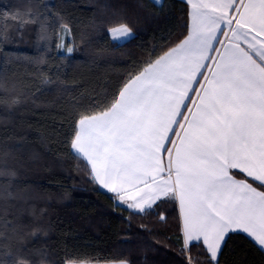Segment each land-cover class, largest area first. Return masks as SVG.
<instances>
[{
    "label": "snow or ice",
    "instance_id": "snow-or-ice-1",
    "mask_svg": "<svg viewBox=\"0 0 264 264\" xmlns=\"http://www.w3.org/2000/svg\"><path fill=\"white\" fill-rule=\"evenodd\" d=\"M186 3L188 21L180 35L131 69L114 92L77 110L68 144L117 207L155 213L163 222L157 209L173 204L188 264H219L234 235L245 234L264 251V0ZM3 15L21 27L36 20L31 12ZM101 23L114 43L134 35L127 19L115 14ZM60 28L70 33L67 24ZM56 36V48L70 56L73 47L61 33ZM48 38L41 25V39ZM15 175L0 169V177ZM18 198L11 187L0 191L4 205ZM4 227L20 240L8 264H49L43 253L33 257L12 221ZM190 244L203 249V261L188 257ZM92 261L129 264L87 254H67L61 264Z\"/></svg>",
    "mask_w": 264,
    "mask_h": 264
},
{
    "label": "trees",
    "instance_id": "trees-1",
    "mask_svg": "<svg viewBox=\"0 0 264 264\" xmlns=\"http://www.w3.org/2000/svg\"><path fill=\"white\" fill-rule=\"evenodd\" d=\"M31 12L22 27L4 13ZM184 0H0V191L19 197L0 202V262L8 264L20 240L4 227L20 229L34 258L61 264L67 254L120 257L129 264H188L182 254L179 213L161 204L155 213L135 215L117 207L112 194L89 179L83 161L71 155L68 140L77 110L103 100L126 74L154 50L175 40L188 21ZM127 19L134 35L114 43L101 21ZM67 24L70 33L61 32ZM41 25L48 39H41ZM73 47L56 48V33ZM71 40V44L68 41ZM43 58L44 63H38ZM47 77L54 83H43ZM11 98L19 100L11 104ZM7 207V213L3 209ZM143 226V227H142ZM35 231V235H28ZM6 237V238H5ZM188 257L203 261V249L189 245ZM219 264H264V251L245 234L232 236ZM91 263H95L92 261Z\"/></svg>",
    "mask_w": 264,
    "mask_h": 264
},
{
    "label": "crops",
    "instance_id": "crops-1",
    "mask_svg": "<svg viewBox=\"0 0 264 264\" xmlns=\"http://www.w3.org/2000/svg\"><path fill=\"white\" fill-rule=\"evenodd\" d=\"M185 2H186V0H184ZM190 7V6H189ZM121 42H125V41H120V42H118V43H121ZM105 190V189H104ZM107 191V190H106ZM91 264H95V263H91Z\"/></svg>",
    "mask_w": 264,
    "mask_h": 264
},
{
    "label": "rangeland",
    "instance_id": "rangeland-1",
    "mask_svg": "<svg viewBox=\"0 0 264 264\" xmlns=\"http://www.w3.org/2000/svg\"><path fill=\"white\" fill-rule=\"evenodd\" d=\"M160 2H161V0H160Z\"/></svg>",
    "mask_w": 264,
    "mask_h": 264
}]
</instances>
